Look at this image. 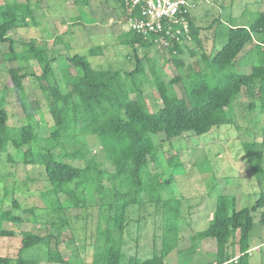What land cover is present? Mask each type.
<instances>
[{"label": "trees", "instance_id": "16d2710c", "mask_svg": "<svg viewBox=\"0 0 264 264\" xmlns=\"http://www.w3.org/2000/svg\"><path fill=\"white\" fill-rule=\"evenodd\" d=\"M119 2L125 16L124 0ZM74 3L76 6H85L89 1L74 0ZM29 19L34 24L36 18L29 1L0 3V44L9 45V52L3 58L8 62H36L39 65L41 74L37 80L49 112L46 115L42 113L40 100L31 101L28 98L25 79L30 74L25 68H10L11 87L28 122L20 128H14L9 124L7 109L0 107V154L9 153L12 147L20 154L19 159L25 165H39L45 169L51 188L42 194L43 200L53 214H60L52 223L54 226L58 221L67 223L64 215L69 210L88 208L86 191L89 187L93 189L100 205L96 241L93 244V264H166L165 259L180 239L178 230L175 236H170L177 229L171 225L165 230L160 254L139 260L136 257L128 258L123 251L132 207L137 208L140 215L148 204L155 205L162 208L160 212L167 221L173 219L175 212L169 214L168 203L165 201L162 204L160 188L165 183L150 170L151 162L156 163V168L161 163L159 146H156L153 136L164 134L166 138L161 144L165 146L166 141H183L187 133L203 136L211 134L215 128L233 124V104L243 88L260 94L261 109L264 111V12L259 13L248 26H227L223 47L209 56V66L214 69L216 77H199L203 72L195 75L200 79L189 85L183 84L184 97L170 90L181 80L180 76L166 83L152 67L153 82L162 103L157 112L150 111L144 99L142 88L150 82V78L143 58L139 57L140 50L155 47L152 41L128 30L121 36L122 44L132 48L129 58L134 62V70L129 72L98 69L85 56L73 55L69 62L75 73L64 71L65 91L55 75L56 58L50 56L46 47H39L37 41L32 39L23 43L22 51L16 50V42L10 33L31 27ZM189 21V38L203 47L200 28L195 26L192 15ZM217 37L215 33L213 39ZM249 45L252 48L244 57L239 58ZM183 51V46L175 42L172 47L165 49L169 54L167 62L181 68L179 56ZM100 54L97 48L91 50L92 56ZM250 107L256 109L254 104ZM36 117L49 125V137L40 135ZM87 136H93L99 141L110 169L103 168L97 155L90 150L84 140ZM24 146H29V150L23 152ZM262 146L252 143L244 148L256 176L264 175V152H259ZM57 148L62 150L65 159L83 161L84 165L64 161L56 153ZM178 154L171 153V157H168V161L171 160L175 167L183 166L178 160ZM11 157V153L8 154V158ZM61 195L66 197L62 202ZM12 203L14 208H20L16 200ZM263 208L264 192L250 208H239L236 197L221 195L208 228L197 233L192 240L215 239L218 264L230 261L228 246L231 243L238 244L241 256L238 263L232 264H250L249 236L254 226V213ZM35 211L36 208L28 210L29 213ZM176 211L180 213L179 208ZM156 213L155 217H160ZM6 221L22 223L23 219L11 211L0 210V225ZM0 235L11 237L14 234L0 230ZM51 238L49 235L24 234L19 256H0V264H40L44 261L49 264H74L58 248H51ZM31 248L40 251L41 255L24 258L23 253Z\"/></svg>", "mask_w": 264, "mask_h": 264}, {"label": "rangeland", "instance_id": "374dc122", "mask_svg": "<svg viewBox=\"0 0 264 264\" xmlns=\"http://www.w3.org/2000/svg\"><path fill=\"white\" fill-rule=\"evenodd\" d=\"M13 1L20 3L29 1L36 18L34 22L36 26L29 19L28 24H31V27L10 33L16 42V50L22 51L23 43H28L32 39L37 41L39 47H46L50 56L56 58L55 75L63 90L66 91L64 71L75 73L69 62V58L75 54L85 56L92 66L98 69L122 72L134 70V62L129 58L132 48L123 45L121 41V36L127 33V25L120 0H92V4L98 5V11L90 18V13L85 14V26L78 22L84 16L75 6L74 0H0V3ZM188 1L197 5L192 11V16L195 26L200 28L203 47L191 38H186L181 43L184 50L179 56L182 61L181 68L167 62L169 54L165 50L161 52L152 47L139 51V57L143 58L146 73L150 78V82L144 84L142 89L144 99L152 112H157L162 104L158 97V88L153 82L152 67L166 83L180 76L181 80L170 90L173 94L184 97L183 84L189 85L200 79L199 77L209 79L216 77L214 69L209 66V56H213L223 47L227 26L234 23L248 26L256 19L258 11L264 10V0ZM215 33L218 34L216 40L213 39ZM53 38L55 39L52 40ZM93 48L99 49L101 54L92 56ZM251 48L249 45L239 58L244 57ZM8 52L9 45L0 44V107L7 109L9 124L14 128H20L27 124L28 119L11 87L8 72L10 68H25L30 74L25 79L28 98L31 101L40 100L39 105L43 114L46 115L49 111L37 80V76L41 74L39 65L36 62L5 61L3 57ZM200 72H203L201 76L195 77ZM260 103L259 94L243 88V92L233 104L235 124L223 125L215 128L211 134L203 136L187 133L183 141L179 139L166 141L165 146L161 144L166 138L164 134L153 136L156 146H159L158 156L161 163L160 167L156 168V163L151 162L150 170L165 183L160 188L162 204L165 201L168 203L169 214H172L171 211L175 212L173 219L167 221L160 212L162 209L160 207L148 204L142 211L139 209L140 215L137 208L132 207L123 244V251L128 258L145 260L160 254L165 230L171 225L177 229L170 233V236H175L177 230L180 236L176 246L180 254L177 256L176 251L177 254H170L165 259L166 264H209L215 262L214 259L217 260L214 247L202 246L201 240L192 239L197 233L208 228L219 196H234L237 198L239 208H250L264 192V175L256 176L244 149L247 144L258 143L263 144L259 152L262 150L264 152V111ZM252 104L256 109H251ZM36 120L39 121L40 135L44 138L49 137V125L40 117H36ZM84 140L90 150L97 155L102 167L110 169L99 141L93 136H87ZM29 148L24 146L22 151L26 152ZM55 151L66 162L84 165L83 161L65 159L60 148ZM10 153L11 159L8 158ZM171 153L178 154V160L183 166L175 167L171 160L168 161ZM19 158L20 154L12 147L9 153L0 154V210L11 211L23 219L22 223L6 221L0 225V230L14 234L11 237L0 235V256L18 257L21 238L26 233H33L52 236L51 248H58L72 263L93 264V244L96 241L95 230L100 210L98 197L94 195L93 189L89 187L86 191L88 208L69 210L64 215L67 223L58 221L54 226L52 223L60 214H53L43 200L42 194L51 188L45 169L39 165H25ZM60 197L61 202L66 199L64 195ZM13 200L20 204L19 209L13 207ZM33 208H36V211L29 213L28 210ZM177 208L180 213H177ZM155 211L160 217H155ZM263 215L262 209L254 213V226L249 236L250 244L259 245L253 252V261L256 264H264ZM198 243L199 249L203 248L202 252L196 250ZM36 255H41L40 251L32 248L23 253V257L27 259ZM40 264L49 263L44 261Z\"/></svg>", "mask_w": 264, "mask_h": 264}, {"label": "built area", "instance_id": "2783aa9c", "mask_svg": "<svg viewBox=\"0 0 264 264\" xmlns=\"http://www.w3.org/2000/svg\"><path fill=\"white\" fill-rule=\"evenodd\" d=\"M124 4L127 30L149 39L159 51L189 38V18L196 4L188 0H124Z\"/></svg>", "mask_w": 264, "mask_h": 264}, {"label": "crops", "instance_id": "0c3cea01", "mask_svg": "<svg viewBox=\"0 0 264 264\" xmlns=\"http://www.w3.org/2000/svg\"><path fill=\"white\" fill-rule=\"evenodd\" d=\"M89 1V4L88 5H85V6H76L77 7V9L79 8V10H81V13L83 14V19H80L81 21H80V25L81 26H85L84 24H85V20H86V17H85V14H88V13H90V15H89V18L91 17V15L92 14H94V13H96L97 11H98V5L97 4H92V0H88ZM108 1H110V0H108ZM59 6H61V5H59ZM250 8H252L253 6H249ZM259 13H262V12H264V10H259L258 11ZM35 15V14H34ZM237 23H234V24H230L229 26H234V27H236V26H241V25H236ZM55 38H53L52 40H54ZM246 89V88H245ZM243 92V91H242ZM257 94H259L258 92H256ZM259 96H260V94H259ZM261 104V103H260ZM264 210V208L262 209V211ZM263 217H264V215H263ZM215 240V239H214ZM201 242H202V246L204 245H209V246H211V248L212 247H214L215 249H216V257H217V247H215V242H216V240L215 241H213L212 240V238H207V239H203V240H201ZM201 242H199V243H201ZM199 243H198V247H196V250L197 251H200V252H202V250H203V248H200L199 249ZM234 243H231L229 246H228V250H227V253H228V255L229 256H231L230 258H231V260L229 261V260H227L226 261V263H224V264H232V262L233 263H238V260H239V257L241 256V251H240V246L238 245V244H235V245H233ZM216 245H217V243H216ZM262 245H264V241H262ZM259 247V245L258 246H254L253 245V243H251L250 244V248H249V251H248V254H251V255H249L250 257H249V262H250V264H256L254 261H253V258H254V255H253V252L257 249ZM178 253H176V252ZM173 253H175V254H177V256H179V252L176 250V248L170 253V254H173ZM169 256V255H168ZM175 258H178L179 259V257H175ZM235 259H237V262L235 261ZM214 261L215 262H209V264H218L217 263V260L216 259H214ZM200 264H202V263H200Z\"/></svg>", "mask_w": 264, "mask_h": 264}, {"label": "clouds", "instance_id": "9594fccd", "mask_svg": "<svg viewBox=\"0 0 264 264\" xmlns=\"http://www.w3.org/2000/svg\"><path fill=\"white\" fill-rule=\"evenodd\" d=\"M235 261L237 262V260L235 259Z\"/></svg>", "mask_w": 264, "mask_h": 264}]
</instances>
